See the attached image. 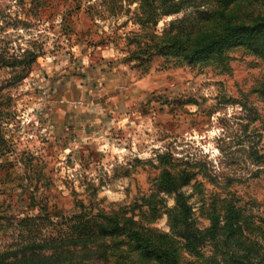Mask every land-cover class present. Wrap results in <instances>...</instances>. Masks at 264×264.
I'll list each match as a JSON object with an SVG mask.
<instances>
[{
    "label": "rangeland",
    "instance_id": "obj_1",
    "mask_svg": "<svg viewBox=\"0 0 264 264\" xmlns=\"http://www.w3.org/2000/svg\"><path fill=\"white\" fill-rule=\"evenodd\" d=\"M150 6L0 0V264H23L31 242L57 246L41 264H135L127 236L100 230L109 220L169 234L186 264H264V55L161 53L183 14L147 22ZM241 10L264 13V0ZM168 170L191 179L195 229L233 209L240 232L186 250L175 194L156 187Z\"/></svg>",
    "mask_w": 264,
    "mask_h": 264
},
{
    "label": "trees",
    "instance_id": "obj_2",
    "mask_svg": "<svg viewBox=\"0 0 264 264\" xmlns=\"http://www.w3.org/2000/svg\"><path fill=\"white\" fill-rule=\"evenodd\" d=\"M145 1L148 5H151L147 22H157L159 18L157 17L158 9L160 10V16L183 14L181 18H176L172 23L175 26L174 22H178L183 27L181 33L177 32L183 38L180 37V34L175 36L166 32L164 40L155 44V47L161 53H168L176 49L181 51L189 62H194L199 57L223 56L227 49L234 47H246L255 54L264 55V13L257 14L250 19L241 18V15H243L241 2L243 0H208L209 3L207 5L200 4L201 0H142L143 5ZM187 3H192L191 9H186ZM189 24L190 26H188ZM184 26L186 30H184ZM163 37H160V40ZM174 39L176 42L173 41ZM17 64L20 65L22 62L19 61ZM1 128L2 122L0 120V147L4 144ZM189 180L191 179L186 178L182 173L175 174L168 170L158 180L156 187L160 192L175 194L177 207L171 214V222L182 228V238L184 239L186 250L195 256L201 257L200 252H197L200 243L208 238H216L220 229H223L230 238L235 237L242 228V226H238L241 224V216L238 210L233 211L231 209L229 210L230 215L227 216L225 223L221 226L219 217L216 214H212L210 217L211 225L207 229H195L191 222V207L187 197L181 191V186L189 183ZM130 222L131 226L121 224L117 220L114 223L109 220L105 224L101 223L98 225L101 231L109 230L112 232L120 230V233L130 239L138 253V258L132 260L135 264H186L175 238L164 232L154 241L152 232L149 233L140 224L137 225L136 222ZM55 247L57 246H51L48 242L26 244L24 246L26 251H24L23 255V264H41L46 262L43 260L48 259L39 253ZM232 257L233 261L238 260L237 255L234 254ZM120 258L121 256L117 258V261L124 264L126 260ZM105 260L110 262L108 258ZM230 260L229 264H235L232 259ZM1 263L15 264L11 262Z\"/></svg>",
    "mask_w": 264,
    "mask_h": 264
}]
</instances>
